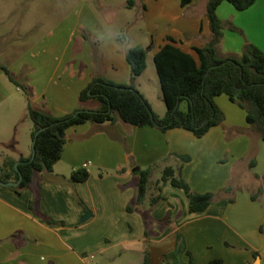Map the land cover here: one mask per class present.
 Masks as SVG:
<instances>
[{
  "label": "crops",
  "instance_id": "0c3cea01",
  "mask_svg": "<svg viewBox=\"0 0 264 264\" xmlns=\"http://www.w3.org/2000/svg\"><path fill=\"white\" fill-rule=\"evenodd\" d=\"M207 1L191 0L182 5V0H128L123 12L110 5L97 10L83 2L50 38L13 46L12 42L0 44V63L28 86L33 106L62 116L76 108L99 107L93 99L80 102L78 98L97 76L129 83L126 52L142 45L147 50V68L137 77L136 86L151 70V80L159 86L155 89L159 102H153L147 90L138 89L163 116L166 103L155 54L170 42L167 37L171 35L200 62L194 47L204 46L211 35ZM217 13L224 33L218 45L220 56L241 54L248 42L264 50V0H256L244 10L225 0ZM127 28L131 33L125 34ZM138 32L142 39L128 41V36ZM2 73L0 69V94L8 91ZM216 101L224 120L201 137L181 127L162 131L120 119L69 127L61 159L52 172H37L22 193L0 188V264H92L95 257L90 256L97 251L103 254V262L142 264L148 255L156 264L153 249L164 247L175 233L172 248L163 249L165 256L173 259L171 264H188L191 255L197 264L217 257L228 264H264V140L247 122L243 107L226 94L217 96ZM181 107L186 109L187 103ZM32 131L30 127L24 146L16 139L19 158L32 155L24 154L26 149L33 151ZM85 161H91L89 178L73 181V170ZM167 166L194 191L214 194L205 210L190 211L187 193L170 180L155 193ZM146 167L152 168L147 195L129 211L139 172ZM159 193L164 199L152 206V198ZM33 200L41 212L64 224L47 223L30 208ZM168 216L169 224L161 229L158 221ZM93 237L104 240L93 241ZM133 243L140 245L135 257L128 249L114 251Z\"/></svg>",
  "mask_w": 264,
  "mask_h": 264
},
{
  "label": "trees",
  "instance_id": "16d2710c",
  "mask_svg": "<svg viewBox=\"0 0 264 264\" xmlns=\"http://www.w3.org/2000/svg\"><path fill=\"white\" fill-rule=\"evenodd\" d=\"M225 0H208L206 6L210 22L211 35L202 47L195 46L200 62L194 56L184 51L177 41L168 35L170 42L165 43L155 54V65L158 71L166 112L159 115L152 107L149 100L137 88L136 80L147 68V50L142 45H135L126 52V59L130 65L129 83H118L104 76L95 77L89 85L80 91L79 101L90 99L100 103L97 109L76 108L74 111L62 116H56L47 109L33 106L29 101V114L33 120L32 131L35 140V157L21 156L17 159H8L2 166L1 179L17 181L22 179L17 186H3L17 193L29 187L37 172H52L54 165L61 159L66 143V130L74 125L85 122H115L122 120L133 125H151L166 131L171 128L181 127L192 131L196 136L205 135L212 127L224 120V112L216 101V97L226 94L229 98L243 107L247 112V122L255 129L264 140V50L254 43L244 45L241 54L220 56L218 45L223 37V20L217 13L218 6ZM238 10L249 8L256 0H227ZM191 0H182L186 5ZM0 69L8 79L19 86L29 97L30 90L10 68L0 63ZM187 103V108L181 107ZM188 159V155L182 156ZM18 162L17 167L15 166ZM151 167L141 169L137 182L134 198L129 202L127 209L134 210V205L143 202L147 195ZM102 175V173H101ZM90 172L85 167L76 168L72 172L73 181H85ZM168 180L177 187L183 188L190 199V211L205 210L213 201L211 192L200 193L194 191L189 182L176 174L172 166H167L159 181L158 190ZM77 199L85 209H88L84 200ZM256 198V195H253ZM159 193L152 198L154 206L163 200ZM30 208L47 223L63 220L54 219L36 207V201L30 202ZM169 222V216L162 219ZM142 264H153L148 255ZM188 264H197L191 255ZM206 264H228L222 258H213ZM245 264H254L247 262Z\"/></svg>",
  "mask_w": 264,
  "mask_h": 264
},
{
  "label": "rangeland",
  "instance_id": "374dc122",
  "mask_svg": "<svg viewBox=\"0 0 264 264\" xmlns=\"http://www.w3.org/2000/svg\"><path fill=\"white\" fill-rule=\"evenodd\" d=\"M83 2L97 10H99L97 7H102L101 5H110L117 12H123L128 0H0V44L12 42L13 46V44L19 45L21 42H37L50 38L57 32L56 27L70 15L73 8L81 6ZM99 20H103L101 15H99ZM103 25L111 29L105 22ZM131 31L127 28L125 34L131 33ZM136 36L137 39H135ZM136 36L127 37L126 35L128 41L131 42H138V39L143 38V34L139 32ZM15 49L11 47L10 50ZM150 71L148 70L139 78L138 88L147 90L150 92L153 102H159L156 96L159 91H155V89H159V86L151 80ZM1 80L5 89L8 90L0 94V164L3 165L8 159H11L8 157L9 154L17 157L18 160V151L15 149L18 147L16 139H20V146H24V139L28 137L29 128H33L34 123L29 114V96L11 82L5 73H2ZM95 103V105H100L98 101ZM31 152V150L26 149L24 154L28 156ZM157 191L158 187L155 193ZM168 224L164 220L158 221V226L161 229ZM175 236L176 233L174 236L168 237L167 243L161 249H153L152 256L156 264L159 262L171 264L173 262L171 257L165 256L167 253L163 249L172 248L173 243L177 240ZM92 240L103 241L104 239L93 237ZM137 246L140 245L136 243L123 244L114 248V251L118 253L121 249H128L129 251H127L135 257ZM93 254L95 258L92 264H126L125 260H119L116 263L113 261L103 262L102 253L97 251Z\"/></svg>",
  "mask_w": 264,
  "mask_h": 264
},
{
  "label": "water",
  "instance_id": "95a60500",
  "mask_svg": "<svg viewBox=\"0 0 264 264\" xmlns=\"http://www.w3.org/2000/svg\"><path fill=\"white\" fill-rule=\"evenodd\" d=\"M32 150L33 151H32L31 159H33L35 157V154H36L35 153V140H33V143H32ZM18 162L19 161H16V163H15L16 167L18 165ZM1 174H2V166L0 164V184L3 185V186H17L20 183L21 179H22V175H21L19 180H17V181H7V182H5V181H3L1 179ZM89 214H90V212H87V215H89Z\"/></svg>",
  "mask_w": 264,
  "mask_h": 264
},
{
  "label": "built area",
  "instance_id": "2783aa9c",
  "mask_svg": "<svg viewBox=\"0 0 264 264\" xmlns=\"http://www.w3.org/2000/svg\"><path fill=\"white\" fill-rule=\"evenodd\" d=\"M90 164H91V161H85V162L83 163L82 167L87 168ZM90 257H91V258H94L95 255L92 254Z\"/></svg>",
  "mask_w": 264,
  "mask_h": 264
}]
</instances>
